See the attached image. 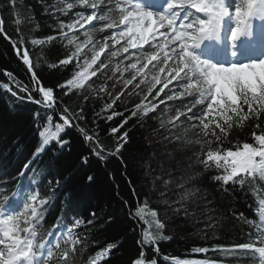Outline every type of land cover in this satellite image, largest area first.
<instances>
[{"label":"snow or ice","instance_id":"snow-or-ice-1","mask_svg":"<svg viewBox=\"0 0 264 264\" xmlns=\"http://www.w3.org/2000/svg\"><path fill=\"white\" fill-rule=\"evenodd\" d=\"M77 8L83 11H73ZM45 12L54 18L53 34L33 38L31 44L43 49L59 40L66 54L51 66L74 68L70 77L56 86L63 96L79 95L85 102L103 100L98 116L107 121L122 118L110 129L116 138L111 154L119 155L128 142V131L121 130L129 120L143 122V118L158 113L160 106L165 105L156 117L161 127L174 133L172 139H180L175 133L186 123L189 125L196 136L190 142L200 145L197 163L204 171L215 168L220 173L213 179L224 192L239 187L250 189L259 197L260 222L255 225V232L249 234L247 242L230 250L241 252L253 264H264V40L258 41L253 31L254 21H264V0H59L47 5ZM4 23L0 17V36L10 42L31 73L41 98L33 100L28 86L16 85L18 91L27 93L28 100L46 109H60L62 100L55 89L45 87L36 74L25 38L12 40ZM96 32L102 34L99 39ZM258 45L262 48L259 54ZM125 60L129 63L124 64ZM161 73L165 75L161 77ZM7 75L12 77V73ZM101 77L103 81L97 85ZM0 87L23 99L8 84ZM132 96L138 97V102L131 108L125 104L124 111L116 110L118 103ZM176 101L180 104L174 110L168 107V102ZM80 113H70L65 106L59 115L60 122L49 117L39 132L41 143L34 155L52 142L61 148L68 144L62 134L68 128L78 127L74 121ZM245 128L249 129L251 142L247 138L244 142L236 139L233 147L230 137L236 138ZM79 130L86 141L94 140L85 130ZM187 132L185 128V135ZM96 144L98 149L94 148V152L103 159V146L98 140ZM82 159L87 162V157ZM31 163L23 164L18 177L31 170ZM200 175L194 172L180 177L178 182L171 178L162 180L166 190L160 192L162 202L176 214L183 211L186 216L195 217L202 205V198H198L201 190L195 186ZM171 185L179 190L176 199L167 194L173 192ZM17 198L15 191L0 192V264H81L86 244L80 230L93 224L96 213H90L93 219L89 220L60 216L44 230L47 197L33 189L25 197L23 210H9V201ZM130 215L147 226L141 228V239L137 241L141 251L133 264H156L154 259H146L144 246L169 239L162 234L165 223L149 207L148 199L138 203ZM245 223L252 222L245 219ZM115 247L116 244L109 243L89 256L87 264H101ZM153 250L159 251L158 247ZM194 251L203 253L208 249ZM184 264L215 262L192 260Z\"/></svg>","mask_w":264,"mask_h":264},{"label":"trees","instance_id":"trees-1","mask_svg":"<svg viewBox=\"0 0 264 264\" xmlns=\"http://www.w3.org/2000/svg\"><path fill=\"white\" fill-rule=\"evenodd\" d=\"M54 3L59 0H14V5L12 0H0V17L5 21V31L12 40L19 36L25 38L37 76L45 87L55 89L56 96L62 100L60 109H46L28 100L27 93L18 91L16 85L28 86L32 89L33 100L41 98L35 91L31 73L18 59L10 42L0 36V85L8 84L23 98L18 99L0 87V192L11 190L18 193V198L10 200L6 207L23 210L25 191L38 189L40 196L49 201L44 230H48L57 217L76 216L89 220L93 219L90 213L95 212L93 224L80 230L85 235L86 244L80 257L81 264H87L89 256L109 243L117 247L101 264H133L141 251V245L137 243L141 239V228L147 226L130 213L138 203L148 199L149 207L155 209L165 223L163 236L169 237L155 245L144 246L148 261L154 259L156 264H184L192 260L253 264L241 252L230 249L247 242L249 234L255 232V225L260 222L259 197L252 190L239 187L224 192L213 179L220 173L215 168L204 171L197 163L200 145L190 142L196 139L193 132L183 135L179 129L175 134L181 138L172 139L174 133L161 127L156 117L164 105L160 106L158 113L143 118V122L136 118L129 120L121 130L128 131V142L120 149L119 155H112L116 138L110 129L122 118L107 121L97 115L101 112L103 100L85 102L79 95L63 96L56 87L74 71L72 66H51L66 54V49L59 40L43 49L31 44L33 38L53 34L54 18L46 14L45 8ZM7 73H12V77ZM102 81L103 77L96 81L97 85ZM108 86H112L111 81ZM136 102L138 97H125L124 103H118L116 110L124 111L125 104L131 108ZM179 104L176 101L170 106L174 109ZM65 106L70 113H80L83 108L80 118L74 121L78 127L68 128L62 134L69 143L61 148L52 142L41 154L34 155L41 142L39 132L49 117L60 122L59 115ZM125 115L129 113L125 112ZM79 129L92 135L94 140L86 141ZM246 138L251 142L247 128L236 138L230 137L232 146L236 139L244 142ZM96 140L103 146V159L94 152V148L98 149ZM83 157H87V162ZM28 161L32 162L31 170L18 177L23 164ZM194 172L202 173L195 184L201 190L198 198H202V205L196 210L195 217L186 216L183 211L176 214L160 198V192L166 191L162 180L171 178L178 182L180 177ZM89 176L93 179L89 180ZM170 187L173 192L167 194L176 199L179 190L175 185ZM245 219L252 223H245ZM154 247L159 251H154ZM196 248L208 251L198 253L194 251Z\"/></svg>","mask_w":264,"mask_h":264},{"label":"rangeland","instance_id":"rangeland-1","mask_svg":"<svg viewBox=\"0 0 264 264\" xmlns=\"http://www.w3.org/2000/svg\"><path fill=\"white\" fill-rule=\"evenodd\" d=\"M73 11H83V9H79V8H77V9H74ZM66 18V17H65ZM67 19V18H66ZM253 31L254 32H256V31H258L259 32V38H261L260 40H264V21H261V20H256V21H254L253 22ZM95 36H96V38H100L101 37V33H99V32H96L95 34H94ZM259 40V41H260ZM147 47V46H146ZM130 52H132V53H135L136 52V50H131L130 49ZM260 53V52H259ZM125 55H128V54H125ZM105 57L102 55V57H101V59H104ZM132 62H135V58L133 57L132 58ZM127 63H129V61L128 60H125L124 61V64H127ZM124 64H122L121 65V67H123L124 66ZM151 67V66H150ZM165 74L164 73H161V77H163ZM125 76H128V73H125ZM150 78V77H149ZM175 82H173V84H174ZM117 87H119V85L117 86ZM142 87H145V86H143L142 85ZM157 87H159V85L157 86ZM169 87H171V85L169 86ZM165 91H167V89L165 90ZM161 95H163V94H161ZM188 99H191L190 97L188 98ZM170 103H172V102H168V107L169 108H171L172 109V106H170ZM165 106V105H164ZM179 106V105H178ZM177 107V106H176ZM175 109V108H174ZM173 109V110H174ZM183 119V118H182ZM185 128H188V133L190 132H192V130L190 129V127H189V125L186 123L184 126H182L181 128H180V130H181V133L183 134V135H185V133H184V129ZM41 143V142H40ZM51 144V143H50ZM49 144V145H50ZM49 145H47L45 148H44V150L49 146ZM43 150V151H44ZM42 151V152H43ZM42 152H40L39 154H41ZM29 195V194H28ZM9 210H13V209H9Z\"/></svg>","mask_w":264,"mask_h":264},{"label":"bare ground","instance_id":"bare-ground-1","mask_svg":"<svg viewBox=\"0 0 264 264\" xmlns=\"http://www.w3.org/2000/svg\"><path fill=\"white\" fill-rule=\"evenodd\" d=\"M254 34L256 35L257 40L259 41V40L261 39V38H259V32L256 31V32H254ZM261 50H262L261 46L258 45V47H257V49H256L257 54H259V52H260Z\"/></svg>","mask_w":264,"mask_h":264}]
</instances>
